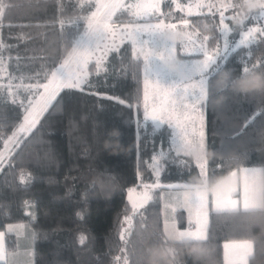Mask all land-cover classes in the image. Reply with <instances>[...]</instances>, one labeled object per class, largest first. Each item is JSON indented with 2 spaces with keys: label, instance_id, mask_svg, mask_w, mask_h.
Listing matches in <instances>:
<instances>
[{
  "label": "trees",
  "instance_id": "obj_1",
  "mask_svg": "<svg viewBox=\"0 0 264 264\" xmlns=\"http://www.w3.org/2000/svg\"><path fill=\"white\" fill-rule=\"evenodd\" d=\"M93 4L0 0V61L7 71L5 84H0V150L23 119V87L47 78ZM170 6L169 0L162 2L164 17L188 19L199 35L214 37L209 46L216 44L218 13H185ZM122 12L120 16L129 17ZM229 24L235 42L240 25ZM217 61L222 70L208 76L205 100L207 186L240 166L260 165L264 172V87L246 91L248 95L225 87L229 73L264 78V36L258 34L247 48L236 46ZM245 64L254 70L245 74ZM140 77L141 62L124 42L108 53L99 72L91 71L82 87L57 91L58 98L1 162L0 230L7 223L29 222L34 229V264H224L223 242L233 239L252 240L248 264H264V200L261 208L210 210L206 239L195 243L165 235L163 185L153 187L151 198L134 210L127 187L155 181L147 160L159 149L168 156L160 163V182L204 181L191 154L169 152L171 130L166 124L147 127L151 143L143 157L137 156L133 103L142 96ZM176 222L191 226L181 208ZM4 240L7 251L16 248L14 233L5 231Z\"/></svg>",
  "mask_w": 264,
  "mask_h": 264
},
{
  "label": "snow or ice",
  "instance_id": "obj_2",
  "mask_svg": "<svg viewBox=\"0 0 264 264\" xmlns=\"http://www.w3.org/2000/svg\"><path fill=\"white\" fill-rule=\"evenodd\" d=\"M248 3H256L257 0H247ZM245 0H232L231 3H220L219 5L211 2L204 4H198V8L207 7L213 17L218 13L220 17L219 21V33L221 36H225L230 31H233L226 21L228 19H234L236 16L241 17L239 20L241 39L237 47L243 45L245 48L255 40L254 33H258L264 36V27L244 29V22L249 19L264 18V0H259V7L245 8ZM215 12H212L213 9ZM247 9V10H245ZM0 10H4L3 6H0ZM124 10L135 19L127 25L122 26L120 35L126 37L133 45V57L137 62L143 64V73L145 76V82L154 80L155 92L159 94L166 103L161 105L159 109H153L151 114V121L155 127H159L164 123V113L168 112L169 104L172 105V112L175 111L176 101L179 99L183 101L187 99L193 104L201 103L208 99V76L219 74L222 68L218 65L217 57L220 55L219 49L210 53L206 47L202 44L197 51L203 56V59L188 60L185 58L190 53H185L184 48L187 46L185 40L176 41L170 38L169 29H174L176 25L165 24L163 20L153 23H137L136 21L144 20L145 18H151L153 16H163L161 11V0H136L134 4L125 5L122 0H98L96 4V10L91 13L90 16L82 17L85 21V30L81 34L79 40L70 44L71 51L66 49V58L58 68H55L51 72V78L49 83L44 84L45 92L41 94V101L43 106H47L52 101L58 98V89H77L86 80V71L89 64L92 62V57L96 50L103 44L108 51H117L115 48V38L117 36L116 29L112 28L113 17L117 12ZM231 11L232 16H226V12ZM259 12V16L256 12ZM3 11H0L2 14ZM185 25L188 21H183ZM216 27L215 25L213 26ZM206 31H212L213 29H205ZM113 38V45L106 44L108 37ZM214 37L204 36L205 42L210 41ZM190 42V37L188 41ZM108 51L103 52L102 57L98 58L96 63L97 72L102 64V60L107 56ZM261 66H264L262 64ZM254 69H250L247 64L244 66V73L247 74ZM242 77L233 76L229 73V79L225 83V87H232L235 89L236 94H240V90L235 88V81ZM244 95H248L245 92ZM45 107H40L39 111L45 110ZM28 115L25 117V124L21 126L20 131H26L34 123L35 116L39 114L37 106L30 105L25 110ZM157 112L160 114L158 115ZM148 118L146 109V119ZM169 120L172 118V113L168 115ZM178 119V118H177ZM177 152V156L180 153L185 155L192 154L193 152L203 153L205 149L203 134L199 136L193 134L177 135L173 138L171 150ZM168 156L163 152L153 157V163L158 167L161 162H166ZM175 160L176 158H172ZM198 160V167L201 169V175L207 180L205 174L206 157L198 154L196 156ZM244 201L245 209L255 206V199L259 197L264 200V180L259 183L252 181L250 177L257 175L264 176V172L258 169H244ZM233 175H236L233 173ZM194 186L184 185L180 189V195L177 198V203L181 206L194 207L195 220H191L190 224L194 225V230L189 231H176L165 229L166 235L171 238H184L187 237L194 243L203 239H206V225H207V212L205 209L211 208L209 197L206 192L199 190L193 191ZM234 189H228L227 195L217 193L215 196V208L216 211H232L235 210V202L231 200V194ZM139 201H147L149 199L147 191L141 194L138 198ZM252 202V203H250ZM136 203H133L135 209ZM192 213L190 212V217ZM84 238L81 237V242ZM228 247L227 245L225 246ZM243 249V256L250 255V244L241 246ZM0 255H2V245H0ZM241 257V259L243 258Z\"/></svg>",
  "mask_w": 264,
  "mask_h": 264
},
{
  "label": "rangeland",
  "instance_id": "obj_3",
  "mask_svg": "<svg viewBox=\"0 0 264 264\" xmlns=\"http://www.w3.org/2000/svg\"><path fill=\"white\" fill-rule=\"evenodd\" d=\"M164 0H161V11L163 12L162 9V2ZM171 2V6L169 10H182L185 13H199V12H209L207 7L203 8H198L197 5L204 3L207 4L209 2L213 4L219 5L220 3H231L232 0H169ZM93 9L89 12L87 16H90L92 12L96 10V4L98 0H93ZM102 2V0H101ZM122 2L125 5L128 4H134L136 0H122ZM257 3H259V0H257ZM216 10L215 8L212 10ZM124 10H121L116 13V15L113 17L112 21V28L116 29L117 31V36L115 38V48L117 49L122 43L127 42L131 48V52L133 54V45L131 42L127 40L126 37H123L120 35V32L122 30L123 25L129 24V22L133 21L135 18L130 16L127 11H124L126 14H128L129 17L124 18L120 16ZM256 15L259 16V12H256ZM86 16V17H87ZM226 16H232V12H226ZM241 17L236 16L234 19H228L226 23L232 28V26L229 24V22L232 21H237L239 23V20ZM159 20H163L164 23L167 24H174L176 27L174 29H169V35L170 38L176 41L180 40H185L187 43V46L184 48L185 53H190V55H186L185 58L188 60H195V59H203V56L200 54V52L197 51V48H199L202 44L204 47L207 48V50L210 53H214L219 49L220 55L224 57L227 55L233 48H235L241 39V33L239 34V37L235 40V42H231L230 39V34L227 33L225 36H221L219 33V38L218 41L216 42L215 45L209 46L207 42L203 40L204 36H201L198 34L197 31L193 30L189 26V21L186 18H178V19H172L171 16L169 17H157L153 16L151 18H145L144 20H139L136 21L137 23H157ZM187 20L188 24L185 25L183 21ZM220 21V17H219ZM85 21H82V28L81 30L74 35L72 38L71 43L77 41L80 39L81 34L85 30ZM252 27V28H259V27H264V18H258V19H251V21L246 22V25L244 26V29L246 31L247 28ZM258 33H254V36L256 37ZM190 37V42L188 41V38ZM106 44L109 46L113 45V38L111 36L108 37ZM68 51H71V47L69 45ZM108 51L104 45L102 44L99 49L96 50L95 54L92 57V62L88 66V70L86 71V79L88 75L91 73V71L96 70V63L95 61L98 58L102 57L103 52ZM110 51H108L109 53ZM67 54V53H66ZM108 55V54H107ZM107 57V56H106ZM106 57L103 58L102 64L100 69L103 67L104 61ZM66 58V55L62 58V60L54 67L52 68L45 80L42 82L36 81L34 83L27 84L23 87V89L26 91V100H25V109L30 107V105H35L37 106V111L39 112L38 115L35 116L34 123L32 124L31 127L27 128L26 131H20V128L22 125L25 124V117L28 115L26 111H24L23 119L16 129V131L13 134V137H11L7 142L4 144L2 149L0 150V165L1 162L4 161L13 151L15 144L19 143L21 136L24 134L26 135L35 122L37 121L38 117L42 114V112L39 111L40 107H45L43 106V103L40 99L41 94L45 92V89L43 87L44 84L49 83V80L51 78V72L55 68H58L61 63H63L64 59ZM218 58V57H217ZM7 71H6V65L4 62L0 61V84H5L4 83V77H6ZM141 82H142V96L139 101H135L133 103L134 108L136 109L135 111V127H136V137H137V156L138 157H143V149L145 146L149 145L151 143L150 136H149V130L148 126L150 125L153 128H157L152 124L151 121V114L153 112V109H158L157 104L158 98L161 97L159 94L155 92L154 88V80H149L148 83L146 84L145 82V76L143 73V64L141 61ZM86 81V80H85ZM84 83L81 84L80 87L83 86ZM79 87V88H80ZM59 90V89H58ZM57 90V91H58ZM163 99V98H161ZM203 102V101H202ZM198 103H196L194 106H197ZM48 106V105H47ZM46 106V107H47ZM45 107V108H46ZM222 108V107H220ZM220 108L218 111H220ZM146 109H147V114L148 118L146 119ZM202 109V108H201ZM204 109H205V102H204ZM198 111V108L196 109ZM231 112V110H230ZM172 113V111L170 112ZM158 114V113H157ZM169 115V114H168ZM168 115H166L165 119H168ZM173 116V115H172ZM194 117L196 119H194ZM192 120L194 121L195 128L198 129L200 127H203L204 125V115L203 114H197V115H192ZM190 123V122H189ZM192 124V123H191ZM193 125V124H192ZM160 127V126H159ZM158 127V128H159ZM205 150V149H204ZM161 149L156 151L151 158L147 160L148 166L151 167L154 176H155V181L152 183H145L141 185L140 187L131 185L127 187V197L130 201V203L133 206V203H136V207L134 210L140 209L142 205H144L152 196V190L153 187H157L162 185L163 183L160 182L159 180V174L161 170V165L157 167L156 164L153 163V157L157 156L159 153H161ZM201 155L205 156V152L201 153ZM169 188L168 190H161V206H162V215H163V227H164V232L167 227L169 232L172 230H177V227L175 226V219L171 216L170 208L169 205L176 204L177 203V198L180 195V189L181 187L178 188ZM206 189V188H205ZM205 189L203 192H206ZM193 191H196L195 189H192ZM145 191H147L149 199L147 201H139L137 198L143 194ZM202 192V191H201ZM2 233V238L4 241V233L5 231L15 233L16 236V248L13 251L6 252L5 249H2V255H0V261H5L7 264H34V243H33V237H34V229L32 228L31 224L29 222H14V223H7L4 227V229L0 230ZM184 232V231H180ZM166 235V233H165ZM167 237L171 238L169 235H166ZM173 239V238H172ZM178 240L179 238H175Z\"/></svg>",
  "mask_w": 264,
  "mask_h": 264
},
{
  "label": "crops",
  "instance_id": "obj_4",
  "mask_svg": "<svg viewBox=\"0 0 264 264\" xmlns=\"http://www.w3.org/2000/svg\"><path fill=\"white\" fill-rule=\"evenodd\" d=\"M162 97L158 98V104L157 107L158 109L160 108L161 105L165 104L166 101L164 99H161ZM204 102L198 103L197 106H194L191 101L184 99L183 101H180L177 99L176 101V107L175 111L172 112V118L169 120L165 119L166 115H168L172 111V105L169 104L168 106V112L164 113V123L170 127L171 130V135H170V146L172 145L173 138L177 135H188L189 137L193 136L195 134L196 136H199L201 133L203 134V141L205 145V150L206 151V117H205V109H204ZM198 108V111L196 109ZM202 108V109H201ZM158 115L160 114L157 112ZM197 114H203L204 115V125L203 127H200L198 129L195 128L194 121L192 120V115H197ZM178 118V119H177ZM194 119H196L194 117ZM190 122V123H189ZM193 125H192V124ZM160 125V126H161ZM174 150V149H173ZM175 151V150H174ZM201 153L193 152L191 155L194 157L197 165H198V160L196 159V156ZM206 157V155H205ZM200 174H201V169L198 167ZM244 169H258L263 172V168L260 165H248V166H240L237 168H234L230 170L226 175H224L222 178L218 179L215 181L212 185L207 186L206 185V180L203 178V183L202 184H193L190 182L186 181H170L167 183H163L162 185L164 186V190H168L169 188H178V187H183L184 185H191L194 186L193 189L202 191L205 189L208 197H209V202L211 205L210 210H216L215 208V196L217 193H222L223 195H227L228 189H234L235 191L232 192L231 194V200L235 202L234 208L235 209H245V201H244V180H245V173L242 171ZM207 171V163L205 167V174ZM235 173L236 175H233ZM250 182L255 181L259 183L261 180H263V176L257 175L255 177H250L249 178ZM171 189V190H172ZM252 203V202H250ZM255 206L254 207H249L248 209H254V208H261L263 205V200H261L259 197H257L254 201ZM171 216L175 219V226L177 227L176 231H189V230H194V225L191 226H185V227H179L176 222V211L177 209H184L185 214H186V219L189 222L190 218L191 220H195V212L196 209L194 207H188V206H181L178 203L169 205ZM209 209H205L207 212V225H208V216H209ZM190 212L192 213L190 217ZM163 217V215H162ZM190 223V222H189ZM207 225H206V232H207ZM2 232L0 231V245H2V249H5L6 252H9L5 248V240L3 241L2 238ZM15 234V233H14ZM181 239H189L187 237L184 238H179L178 240ZM176 240V239H175ZM17 242V241H16ZM33 243H34V237H33ZM245 244H250V255L252 254L253 251V243L252 240L250 239H233V240H225L223 242V262L224 264H248L249 262V257L250 255L243 256V249L242 245ZM228 246L227 248L225 246ZM13 251V250H12ZM243 258L241 259V257Z\"/></svg>",
  "mask_w": 264,
  "mask_h": 264
},
{
  "label": "clouds",
  "instance_id": "obj_5",
  "mask_svg": "<svg viewBox=\"0 0 264 264\" xmlns=\"http://www.w3.org/2000/svg\"><path fill=\"white\" fill-rule=\"evenodd\" d=\"M259 3H248L245 0L244 7L245 8H256L259 7ZM264 87V78H261L258 74H251L246 78H241L237 80V88L240 91H250L254 88L258 89Z\"/></svg>",
  "mask_w": 264,
  "mask_h": 264
}]
</instances>
